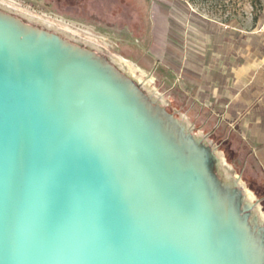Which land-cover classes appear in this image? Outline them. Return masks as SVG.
I'll list each match as a JSON object with an SVG mask.
<instances>
[{
	"label": "water",
	"instance_id": "1",
	"mask_svg": "<svg viewBox=\"0 0 264 264\" xmlns=\"http://www.w3.org/2000/svg\"><path fill=\"white\" fill-rule=\"evenodd\" d=\"M210 163L99 65L0 18V264H259Z\"/></svg>",
	"mask_w": 264,
	"mask_h": 264
},
{
	"label": "rangeland",
	"instance_id": "2",
	"mask_svg": "<svg viewBox=\"0 0 264 264\" xmlns=\"http://www.w3.org/2000/svg\"><path fill=\"white\" fill-rule=\"evenodd\" d=\"M2 1L15 10L1 5L0 9L14 17L28 13L45 19L65 40L91 52L122 57L139 69L137 77L153 78V86L168 103V112L175 117L184 115L195 134L207 136L227 164L221 170L238 178L256 196L253 205L264 224V170L249 156L251 145L246 136L251 115L243 114L234 122L225 108L203 103L200 88L182 80L186 67L210 81L219 69L237 70L234 52L248 54V41L264 36V0ZM93 43H98L99 50L92 48ZM218 45L233 55L231 64L223 62ZM236 70L234 75L239 76Z\"/></svg>",
	"mask_w": 264,
	"mask_h": 264
},
{
	"label": "bare ground",
	"instance_id": "3",
	"mask_svg": "<svg viewBox=\"0 0 264 264\" xmlns=\"http://www.w3.org/2000/svg\"><path fill=\"white\" fill-rule=\"evenodd\" d=\"M0 5L7 7L9 11L15 10L14 7L9 6L4 1L0 2ZM20 16L22 17L16 18L0 9V18L12 22L23 32L34 35L55 36L99 65L129 92L140 107L145 109L149 120L167 138L179 145L184 156L193 159L201 157L203 161H211V174L216 190L219 192L218 206L221 207L225 204L230 210L239 214L238 223L244 235L247 236L251 254L255 255L257 260L259 258V264H264V224L253 205L256 196L243 187L238 178L236 179L232 174L226 175L221 170V166L227 164L219 157L207 136L201 133L195 134L189 120L184 115L175 117L168 112V103L164 96L153 86V78L149 76H146L147 79L137 77L139 69L122 57L91 52L82 45L65 40L51 30L49 21L45 19L28 13H21ZM97 44L93 43L92 48L99 50L100 47Z\"/></svg>",
	"mask_w": 264,
	"mask_h": 264
},
{
	"label": "crops",
	"instance_id": "4",
	"mask_svg": "<svg viewBox=\"0 0 264 264\" xmlns=\"http://www.w3.org/2000/svg\"><path fill=\"white\" fill-rule=\"evenodd\" d=\"M213 29V28H212ZM204 30V29H203ZM214 30V36L217 31ZM260 40L255 45L252 39L248 41L250 50L246 55L236 54L235 61L238 62L237 70H218L212 73L211 81L200 72L186 67V72L182 75L183 84H195L200 88V100L203 103H212L217 107L225 108L226 113L233 117L234 122L240 121L243 114L251 115L248 119L247 138L250 140V157H255L262 170H264V36H259ZM236 41V39H234ZM241 42V41H240ZM239 40L236 41V46ZM223 53L225 63L231 64L233 55L226 53L224 46H217ZM234 47V45H233ZM238 75H234V71ZM213 92V93H212ZM213 95V96H212Z\"/></svg>",
	"mask_w": 264,
	"mask_h": 264
},
{
	"label": "trees",
	"instance_id": "5",
	"mask_svg": "<svg viewBox=\"0 0 264 264\" xmlns=\"http://www.w3.org/2000/svg\"><path fill=\"white\" fill-rule=\"evenodd\" d=\"M258 39H259V36H258V38L256 37V39H253L252 44L255 45L257 43ZM241 41H243V40H241ZM170 64L173 65L174 69L178 68V67H175L176 64H174V62H170ZM185 72H186V69L183 68L182 69V75H184Z\"/></svg>",
	"mask_w": 264,
	"mask_h": 264
}]
</instances>
